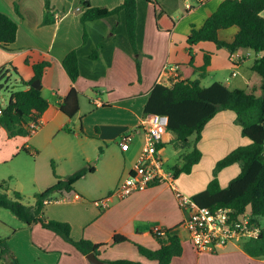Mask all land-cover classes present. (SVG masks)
I'll return each mask as SVG.
<instances>
[{
	"label": "crops",
	"instance_id": "1",
	"mask_svg": "<svg viewBox=\"0 0 264 264\" xmlns=\"http://www.w3.org/2000/svg\"><path fill=\"white\" fill-rule=\"evenodd\" d=\"M155 1L173 19L174 26L169 32L158 30L153 4L136 0L139 53L134 55L121 15L85 23L80 20L84 2L92 7L110 9L122 0H49L48 7L45 0H0V12L17 25L14 43L9 49L0 48V77L5 74L11 78L13 72L16 81L30 82L33 80L32 64L49 63L40 78V91L48 106L38 119L39 128L26 136L5 139L7 132L0 127V164L11 163L21 150L31 156L35 164L26 182L16 181L12 187L7 184L4 191L8 195L18 191L22 196L36 192L31 199L21 200L23 204L34 205V195L54 184L56 176L66 178L85 168L86 173L75 182L72 190L53 191L48 195L41 216L46 220L67 222L74 240L83 238L103 244L96 255L103 264L116 259L157 264L141 255L136 247L139 244L152 250L159 248L160 243L151 231L154 225L170 230L181 242V255L172 258L169 264H264L263 258L248 255L241 241L228 244L218 253L196 252L189 241L183 224L184 214L173 189L191 197L204 190L212 178L215 162L237 146L250 142L241 134L232 110L218 111L206 123L196 144L201 152L200 160L190 173H180L174 178L173 187L162 182L122 199L113 197L103 208L96 205L131 173L143 144V135L137 132L125 151L120 149L118 139L144 116V105L154 84L168 85L164 75L166 66L188 62L190 51L194 64L201 66L204 54L209 53L210 63L205 74L211 78L209 85L217 81L229 89L244 88L252 62L259 56L249 48L232 52L212 41L187 43L191 27H200L223 0ZM55 14H59L58 19ZM261 15L264 18V9ZM46 19L48 21L44 22ZM84 29L87 32L85 42L82 40ZM237 31L235 25L219 29L218 38L230 42ZM98 45L101 46L97 58H91L92 50ZM71 50H77L79 65V75L74 82L61 62ZM135 58L139 60V72ZM197 77L198 74L192 76ZM72 87L79 93V109L68 117L60 110L59 103ZM173 140V133L166 130L162 134L161 154L165 144ZM183 154L178 155L179 167ZM91 160L92 164H88ZM239 171L238 163L224 167L218 173L220 186L226 187ZM10 172L5 176L11 178ZM0 226L3 227L0 237L6 239L19 264H91L71 243L39 224L28 226L20 219L8 223L0 218ZM114 234L127 240L112 243ZM0 264H10L8 256L1 258Z\"/></svg>",
	"mask_w": 264,
	"mask_h": 264
},
{
	"label": "trees",
	"instance_id": "2",
	"mask_svg": "<svg viewBox=\"0 0 264 264\" xmlns=\"http://www.w3.org/2000/svg\"><path fill=\"white\" fill-rule=\"evenodd\" d=\"M151 2L155 11L156 27L160 31L169 32L174 21L167 12L162 10L155 0ZM46 7L49 0H45ZM84 10L80 20H98L110 16L121 15L128 43L134 53L138 55L136 18V0H122L113 8L92 7L88 2L83 3ZM264 0H223L215 11L207 17L200 27L192 26L187 36V43L194 45L200 41H212L218 47H226L230 51L238 48H249L258 53L250 67V75L244 88L229 89L220 82H213L202 86L200 79L205 77L210 63V54L205 53L203 64H194V55L190 51V59L186 63L176 64L177 79L171 85L156 83L149 92L144 105V115L160 114L167 116V131L174 134L170 142L177 148H188L182 156V165L175 170V178L180 173H190L192 166L201 157L197 142L206 123L221 110H232L235 113V123L241 128V134L248 137L250 142L237 146L224 157L216 161L212 171V178L204 190L194 194L192 198L201 207L216 209L229 207L236 213L249 212L252 220L261 228L257 238L245 239L240 242L242 249L250 256L264 259V225H260L258 217L264 216V18L261 15ZM48 20H44L47 22ZM235 25L238 28L230 42L218 38V30ZM16 22L8 15L0 12V48L9 49V45L16 39ZM87 32L84 29L82 40L85 42ZM98 45L92 50L90 57L97 58ZM139 72V60L135 58ZM62 66L72 82L79 75L77 50H71L62 59ZM49 63L39 61L32 64L33 80L40 79ZM198 74L197 78H192ZM3 74L2 76H4ZM1 76V77H2ZM30 82L20 80L25 89L11 91L7 104L0 107V127H3L10 137L27 135L24 124L28 120L37 121L48 106L40 89L31 87ZM60 110L68 117H72L79 109V93L74 87L59 103ZM160 143L158 147H162ZM233 163H238L240 171L229 180L226 187H221L218 172ZM169 168V167H168ZM87 169L82 168L66 178L56 176V182L40 193L34 195V205L21 202L22 195L12 191L8 195L0 184V208L9 210L28 226L39 224L61 236L71 243L79 252L86 255L93 252L99 254L98 248L103 244H96L90 240L80 238L74 240L70 236V225L67 222L46 220L42 218L43 199L53 191L73 189L75 182L81 178ZM160 243L159 248L149 249L136 244L138 252L144 257L155 260L157 264H169L171 259L180 256L182 245L177 235L170 234L164 229V234L152 233ZM127 238L114 234L112 243L126 241ZM8 256L10 264H19L12 256L5 238L0 237V259ZM105 264H139L128 259L105 261Z\"/></svg>",
	"mask_w": 264,
	"mask_h": 264
},
{
	"label": "built area",
	"instance_id": "3",
	"mask_svg": "<svg viewBox=\"0 0 264 264\" xmlns=\"http://www.w3.org/2000/svg\"><path fill=\"white\" fill-rule=\"evenodd\" d=\"M59 14H55V19ZM165 82L171 85L177 77L176 67L168 65L164 68ZM235 74L234 72L232 73ZM0 108V113H1ZM167 116L147 114L140 118L138 124L123 132L118 145L122 151L128 149L129 142L141 132L143 144L129 175L122 178L115 189L105 198L98 200L96 205L103 208L113 197L122 199L134 191L144 190L158 183L174 186V172L165 165L158 145L162 142V134L167 130ZM28 134L39 128V122L28 120L25 124ZM175 197L184 214L183 224L188 231V238L198 253H218L230 243L245 239L257 238L260 226L252 220L249 212L236 213L229 207L210 209L199 206L191 196L174 188ZM47 198L43 199V203ZM152 233L164 234V229L154 225Z\"/></svg>",
	"mask_w": 264,
	"mask_h": 264
},
{
	"label": "rangeland",
	"instance_id": "4",
	"mask_svg": "<svg viewBox=\"0 0 264 264\" xmlns=\"http://www.w3.org/2000/svg\"><path fill=\"white\" fill-rule=\"evenodd\" d=\"M11 74H12L11 78H7L6 76L0 77V105L2 107H4L7 104L11 91L23 88V85L21 84V82L15 80L16 78L15 74L13 72ZM210 82H211V78L206 76L203 78L201 85L207 86L209 85ZM19 136H26V135H19ZM11 138L12 137H10L6 133L5 139H11ZM21 147H20V150H21ZM176 149L177 148H173L171 144H165L163 153L161 154V156L165 158L164 160L165 165L168 166L173 172H175V170L178 169L181 163L178 155L180 153H185L189 151L188 148H184V149L181 148L180 150H176ZM12 160L13 161H11V163H7V164L1 163L0 164V184L3 182L4 187L7 184L11 185L12 187V185L16 183V181L18 183L26 182L28 178V174L35 167V164L33 163V158L22 150L20 154L17 157H14ZM92 162L93 160L89 161L88 164H92ZM45 163L47 162L45 161ZM12 165L15 166L14 169L9 168V166H12ZM214 167H215V164L213 168ZM213 168H212V171H213ZM7 171H11L10 173L13 174L11 178H8L7 176H5L7 175L5 174ZM33 193H36V192H32L31 194H25L26 196H22L23 197L22 200L23 199L28 200V197L31 199ZM13 216L14 215L9 210L0 208V218L1 219H4L8 223L18 222V219H15V217ZM258 222L260 225H264V216L258 217ZM2 229L3 227L0 226V234L2 233Z\"/></svg>",
	"mask_w": 264,
	"mask_h": 264
},
{
	"label": "water",
	"instance_id": "5",
	"mask_svg": "<svg viewBox=\"0 0 264 264\" xmlns=\"http://www.w3.org/2000/svg\"><path fill=\"white\" fill-rule=\"evenodd\" d=\"M31 87L40 89V79H35L31 82ZM86 258L91 264H103V261L100 260L93 252L86 254Z\"/></svg>",
	"mask_w": 264,
	"mask_h": 264
}]
</instances>
